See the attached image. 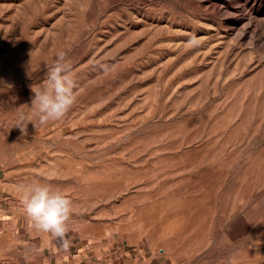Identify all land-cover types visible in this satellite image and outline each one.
Listing matches in <instances>:
<instances>
[{
	"label": "rangeland",
	"instance_id": "1",
	"mask_svg": "<svg viewBox=\"0 0 264 264\" xmlns=\"http://www.w3.org/2000/svg\"><path fill=\"white\" fill-rule=\"evenodd\" d=\"M59 52L74 105L19 123ZM30 182L84 264H264V0H0V207L57 252Z\"/></svg>",
	"mask_w": 264,
	"mask_h": 264
},
{
	"label": "clouds",
	"instance_id": "2",
	"mask_svg": "<svg viewBox=\"0 0 264 264\" xmlns=\"http://www.w3.org/2000/svg\"><path fill=\"white\" fill-rule=\"evenodd\" d=\"M100 68L105 73L111 71L107 64H101ZM76 87L70 62L63 52L57 53L42 87L32 89L34 98L30 116L20 114L19 123L35 119L41 125H46L63 119L75 103ZM17 191L29 228L37 234L48 236L59 248L68 250L71 246L69 220L73 212V202L68 196L59 188L42 182L20 184Z\"/></svg>",
	"mask_w": 264,
	"mask_h": 264
},
{
	"label": "crops",
	"instance_id": "3",
	"mask_svg": "<svg viewBox=\"0 0 264 264\" xmlns=\"http://www.w3.org/2000/svg\"><path fill=\"white\" fill-rule=\"evenodd\" d=\"M4 208L0 207V264H84L79 247L53 252L50 245L47 253L44 246L36 244L37 236L20 229L18 216L5 212Z\"/></svg>",
	"mask_w": 264,
	"mask_h": 264
}]
</instances>
